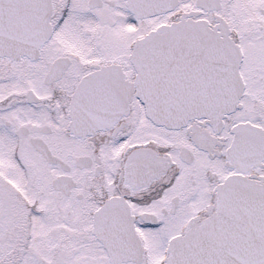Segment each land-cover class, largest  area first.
Wrapping results in <instances>:
<instances>
[{
    "label": "snow or ice",
    "instance_id": "snow-or-ice-1",
    "mask_svg": "<svg viewBox=\"0 0 264 264\" xmlns=\"http://www.w3.org/2000/svg\"><path fill=\"white\" fill-rule=\"evenodd\" d=\"M0 264H264V0H0Z\"/></svg>",
    "mask_w": 264,
    "mask_h": 264
}]
</instances>
